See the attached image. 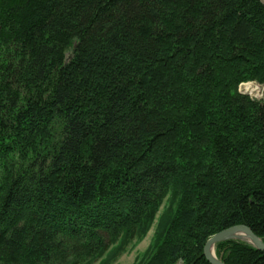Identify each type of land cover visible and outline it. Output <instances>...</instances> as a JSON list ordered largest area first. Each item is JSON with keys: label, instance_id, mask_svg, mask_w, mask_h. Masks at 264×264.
I'll use <instances>...</instances> for the list:
<instances>
[{"label": "trees", "instance_id": "trees-1", "mask_svg": "<svg viewBox=\"0 0 264 264\" xmlns=\"http://www.w3.org/2000/svg\"><path fill=\"white\" fill-rule=\"evenodd\" d=\"M260 0H0V264H211L264 241ZM227 264H264L247 241Z\"/></svg>", "mask_w": 264, "mask_h": 264}, {"label": "rangeland", "instance_id": "rangeland-1", "mask_svg": "<svg viewBox=\"0 0 264 264\" xmlns=\"http://www.w3.org/2000/svg\"><path fill=\"white\" fill-rule=\"evenodd\" d=\"M244 92L250 93L253 97L258 99H264V85H258L256 83H245L242 85ZM165 203L161 206L158 214L152 222L150 228L145 235L139 239H134L131 243H128L125 248L118 253L113 252L105 254L100 260L93 264H139L143 255L147 252L151 246L153 239L158 231L159 215L163 212Z\"/></svg>", "mask_w": 264, "mask_h": 264}, {"label": "water", "instance_id": "water-1", "mask_svg": "<svg viewBox=\"0 0 264 264\" xmlns=\"http://www.w3.org/2000/svg\"><path fill=\"white\" fill-rule=\"evenodd\" d=\"M260 1L264 4V0ZM238 232L243 233L245 238L235 235ZM228 239H240L247 241L257 249L264 252V241L259 236H257L249 226L244 224L234 225L219 231L207 240L204 247V254L211 264H227L217 257L215 253V245L218 242Z\"/></svg>", "mask_w": 264, "mask_h": 264}, {"label": "bare ground", "instance_id": "bare-ground-1", "mask_svg": "<svg viewBox=\"0 0 264 264\" xmlns=\"http://www.w3.org/2000/svg\"><path fill=\"white\" fill-rule=\"evenodd\" d=\"M235 235L245 238V235L243 233H240V232L236 233Z\"/></svg>", "mask_w": 264, "mask_h": 264}]
</instances>
